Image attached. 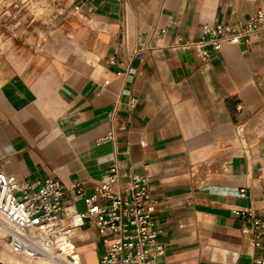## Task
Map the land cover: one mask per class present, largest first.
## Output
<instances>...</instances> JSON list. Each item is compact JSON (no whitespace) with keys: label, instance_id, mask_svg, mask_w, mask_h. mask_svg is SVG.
Returning a JSON list of instances; mask_svg holds the SVG:
<instances>
[{"label":"crops","instance_id":"1","mask_svg":"<svg viewBox=\"0 0 264 264\" xmlns=\"http://www.w3.org/2000/svg\"><path fill=\"white\" fill-rule=\"evenodd\" d=\"M39 7L34 42L0 47V170L15 181L78 182L89 196L117 166L114 191L131 175L149 181L156 264L263 257L250 216L264 218V32L209 48L206 60L176 41L245 19L264 0H1L0 19ZM0 35L13 36L6 22ZM77 231L81 262L101 264L96 227Z\"/></svg>","mask_w":264,"mask_h":264},{"label":"built area","instance_id":"2","mask_svg":"<svg viewBox=\"0 0 264 264\" xmlns=\"http://www.w3.org/2000/svg\"><path fill=\"white\" fill-rule=\"evenodd\" d=\"M256 31L264 32V8L233 24H205L203 38L177 39L176 45L183 49L194 48L206 60L209 48L218 51L224 42L246 43L248 36ZM119 175L117 166L110 167L107 179L96 183L93 193L85 196L78 182L64 185L52 177L34 182L15 181L0 170V226L5 231V240L21 254L46 257L58 264H83L72 232L87 221L96 227L104 245L99 263L156 264L163 249L155 242L156 199L149 181L131 175L125 185L114 191ZM67 193L74 201L83 200L85 209L77 211L68 205ZM239 194L243 195L244 190ZM75 216L79 222H72ZM250 217L255 230L253 245L258 247L264 233V218ZM253 264H264V256Z\"/></svg>","mask_w":264,"mask_h":264},{"label":"rangeland","instance_id":"3","mask_svg":"<svg viewBox=\"0 0 264 264\" xmlns=\"http://www.w3.org/2000/svg\"><path fill=\"white\" fill-rule=\"evenodd\" d=\"M42 15H44V10L42 7H39L35 11L31 10L30 13L28 14L27 19H17V20L11 21V23H9L8 20L5 18L8 15H4V18H1L0 22L1 23H3V22L7 23V26H8V28H9V30L13 36L12 37H4V36L0 35V37L6 38L5 44H0V47L5 46V47L9 48L12 45V43L13 44L15 43V41H14L15 39L18 42H21L23 44L30 46L31 43L34 42V40H35L31 34H32V32L37 30V28L39 26L38 20L40 18H42ZM10 38L11 39L13 38L14 40L10 41ZM10 259H12V258H10ZM13 259H16V258H13ZM8 261H6L7 264H8ZM19 262L21 264H25V263L21 262L20 260H19Z\"/></svg>","mask_w":264,"mask_h":264},{"label":"bare ground","instance_id":"4","mask_svg":"<svg viewBox=\"0 0 264 264\" xmlns=\"http://www.w3.org/2000/svg\"><path fill=\"white\" fill-rule=\"evenodd\" d=\"M78 218V216H75ZM73 217V218H75ZM79 219V218H78ZM73 222V219H72ZM75 236H77L78 231L74 230L72 232ZM5 236V231L4 229L0 226V262L3 264H7L6 261H8V264H21L19 260L25 264H58L57 262L46 258V257H41V256H28L25 254H21L18 252H15L8 242L4 238ZM77 255L80 258V260L83 262L80 254L77 251ZM229 253L227 251H221L219 260L225 261V262H230L229 259ZM16 258V259H13ZM18 259V260H17Z\"/></svg>","mask_w":264,"mask_h":264},{"label":"water","instance_id":"5","mask_svg":"<svg viewBox=\"0 0 264 264\" xmlns=\"http://www.w3.org/2000/svg\"><path fill=\"white\" fill-rule=\"evenodd\" d=\"M205 210L213 212V213H225L223 210L215 209V208H205Z\"/></svg>","mask_w":264,"mask_h":264}]
</instances>
